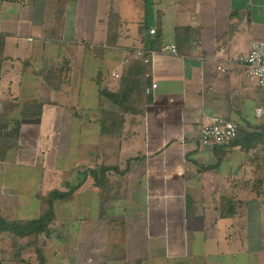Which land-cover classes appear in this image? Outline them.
<instances>
[{
    "label": "crops",
    "instance_id": "crops-1",
    "mask_svg": "<svg viewBox=\"0 0 264 264\" xmlns=\"http://www.w3.org/2000/svg\"><path fill=\"white\" fill-rule=\"evenodd\" d=\"M255 41L264 0H0V219L74 189L31 235L37 263H13L4 230L0 264H264V88L240 61ZM214 116L234 144L201 145Z\"/></svg>",
    "mask_w": 264,
    "mask_h": 264
},
{
    "label": "built area",
    "instance_id": "built-area-1",
    "mask_svg": "<svg viewBox=\"0 0 264 264\" xmlns=\"http://www.w3.org/2000/svg\"><path fill=\"white\" fill-rule=\"evenodd\" d=\"M156 33L155 29L151 30ZM169 49L177 53V46L172 45ZM134 56L147 65H152L154 61L153 51L147 49H138ZM241 63L246 67L247 74L258 80L259 85L264 88V41H255L249 53L240 58ZM225 71V68L220 67ZM158 87L156 82L152 83L148 93H151ZM238 124L223 116H214L210 123L205 124L200 130V143L204 146H230L238 137Z\"/></svg>",
    "mask_w": 264,
    "mask_h": 264
},
{
    "label": "trees",
    "instance_id": "trees-1",
    "mask_svg": "<svg viewBox=\"0 0 264 264\" xmlns=\"http://www.w3.org/2000/svg\"><path fill=\"white\" fill-rule=\"evenodd\" d=\"M123 82L126 86H128L130 85L131 80L124 78ZM105 94L108 95L114 103L121 102V100L126 99L128 95L127 91L125 90H122L121 93L118 94H113V93H105ZM238 134H239V130H238ZM73 191L74 189H71L70 191L65 193L58 190L51 192L49 196L46 198V204L49 206L48 210L44 213V215H42V217H40V219L33 220L30 223H28L29 227L27 228H21L19 226H18L19 228H17L16 223H7L3 219H0V233L3 232L4 230H8L13 232V234L15 235L17 245L16 248L14 249L13 255L16 259H20L21 244L19 243V239L28 236L30 237L34 232L36 231L41 232L45 227H47L48 223L53 219V215H54L52 208L53 200L58 197L65 198L67 196H70L73 193ZM39 262L42 264L46 263L45 258L41 251H39Z\"/></svg>",
    "mask_w": 264,
    "mask_h": 264
},
{
    "label": "rangeland",
    "instance_id": "rangeland-1",
    "mask_svg": "<svg viewBox=\"0 0 264 264\" xmlns=\"http://www.w3.org/2000/svg\"><path fill=\"white\" fill-rule=\"evenodd\" d=\"M30 222L31 221H27L26 223H24L22 225L19 224L18 226H21V228H27V227H29L28 223H30ZM18 226H17V228H19ZM34 237L35 236H30V237H28V240H26V239L23 240L26 243H27V241H29L28 249L23 251L24 252L23 257H21L20 259H14L15 262H13V263H37L38 258H37L36 250H35L33 245H30L31 242L33 241ZM6 243H11L13 246H15V243H16L15 237L13 240V236H12V240L11 239L7 240ZM12 253H14V250H12Z\"/></svg>",
    "mask_w": 264,
    "mask_h": 264
},
{
    "label": "bare ground",
    "instance_id": "bare-ground-1",
    "mask_svg": "<svg viewBox=\"0 0 264 264\" xmlns=\"http://www.w3.org/2000/svg\"><path fill=\"white\" fill-rule=\"evenodd\" d=\"M200 140V139H199Z\"/></svg>",
    "mask_w": 264,
    "mask_h": 264
}]
</instances>
